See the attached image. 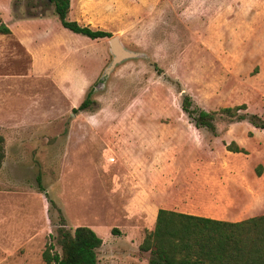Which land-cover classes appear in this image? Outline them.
<instances>
[{
  "label": "rangeland",
  "instance_id": "374dc122",
  "mask_svg": "<svg viewBox=\"0 0 264 264\" xmlns=\"http://www.w3.org/2000/svg\"><path fill=\"white\" fill-rule=\"evenodd\" d=\"M26 4L36 0H0L1 13L15 19ZM70 11L111 37L75 35L55 15L13 26L55 42L30 72L14 38L0 36V264H44L62 217L71 232L85 226L102 239L97 264H148L139 247L156 216L132 208L116 185L137 161L163 173L164 199L186 172L203 181L206 218L264 215V129L217 114L214 135L181 109L188 96L206 112L245 105L240 114L264 120V0H73ZM114 37L128 55L118 62ZM83 86L73 104L70 91ZM183 193L173 194L175 208Z\"/></svg>",
  "mask_w": 264,
  "mask_h": 264
},
{
  "label": "trees",
  "instance_id": "16d2710c",
  "mask_svg": "<svg viewBox=\"0 0 264 264\" xmlns=\"http://www.w3.org/2000/svg\"><path fill=\"white\" fill-rule=\"evenodd\" d=\"M36 8L38 10L32 12ZM50 8L63 29L91 40L111 37L108 32L68 21L70 0H36V5L26 4L23 16L16 15L15 19L45 17ZM10 33L0 24V34ZM89 103L86 98L78 109H86ZM181 109L196 129H206L214 135L216 127L213 122L217 114L264 129V120L258 116L239 113L246 109L245 105L206 112L193 107L191 99L185 96ZM3 144L4 139L0 136V168L4 159ZM227 150L234 153L242 151L234 143L228 145ZM37 181L40 184L39 176ZM61 221L63 224L57 228L55 242L45 245L43 263L97 264V251L102 246V239L85 226L76 227L71 232L65 228L63 217ZM139 249L149 253L148 264H264V215L240 222H226L159 209L154 228L145 234Z\"/></svg>",
  "mask_w": 264,
  "mask_h": 264
},
{
  "label": "crops",
  "instance_id": "0c3cea01",
  "mask_svg": "<svg viewBox=\"0 0 264 264\" xmlns=\"http://www.w3.org/2000/svg\"><path fill=\"white\" fill-rule=\"evenodd\" d=\"M72 1L70 0V8L69 12L67 14V20L68 21H75L78 24H82V21L78 18L79 13L77 12L76 17L72 16L71 14V8H72ZM0 8V24H3L6 28L10 30V34L14 40L16 41V44L23 49V56L26 57L28 62L29 71H37V56L40 54L41 51H45L48 49L51 45L54 47L52 43H55L54 41L47 42V39H50L49 36L45 34L42 37H36L32 36V34H26V33H14L12 27L13 26H21L23 24L27 23H48L52 20H54L53 15L41 18H33V19H14L10 16V14H2ZM13 19V20H12ZM86 26V25H84ZM66 30V29H65ZM68 31V30H67ZM70 32V31H69ZM72 33V32H71ZM74 34V33H73ZM77 35V34H75ZM0 36H6L0 34ZM74 37V36H72ZM86 38V37H85ZM88 39V38H87ZM91 40V39H90ZM46 41V42H45ZM84 86L82 89H77V91L72 92L70 91L69 98L71 102L79 103L81 100V95L84 93ZM141 143L143 147L146 145H149L148 140H145V138H142L137 144ZM130 163V162H129ZM149 161H137L131 163V166L128 165V167H134L138 169L137 172H130L126 176L119 178L117 181V187L122 191L125 192L127 190V193L130 195L131 200L128 198V201L132 203V208H139L140 211H142L143 215H150L151 212L154 214V216L157 215V212L159 209H167L171 210L177 213L185 214V215H191V216H199V217H208V213L204 212L208 208H205V205H200L201 200L197 197V190L201 189L204 185L200 182L203 181H195L196 177L192 176V173H187V175L182 177L181 184H184V187L180 190L174 189L173 194L180 195V193H184L186 195L185 202L180 201V204H178V208H175L174 206L178 202L176 198H172L173 194L171 195L170 199H164V195L166 192H169L164 186L163 179L161 178L162 172L158 173L156 176H151L150 173V166ZM193 167V166H192ZM194 168V167H193ZM141 171V172H140ZM122 182V183H120ZM125 186L126 189L123 187ZM176 188V187H175ZM204 192V191H202ZM193 194L196 195V198L193 197ZM155 196V197H154ZM158 198L159 200L156 202L157 206L156 208H151V203L153 200H156ZM179 203V202H178ZM181 206V208H179ZM204 210V211H203ZM151 214V215H152Z\"/></svg>",
  "mask_w": 264,
  "mask_h": 264
},
{
  "label": "water",
  "instance_id": "95a60500",
  "mask_svg": "<svg viewBox=\"0 0 264 264\" xmlns=\"http://www.w3.org/2000/svg\"><path fill=\"white\" fill-rule=\"evenodd\" d=\"M111 51L116 56L115 62H118L119 60L128 56L127 53L123 50L122 46L120 45L116 37L111 39Z\"/></svg>",
  "mask_w": 264,
  "mask_h": 264
}]
</instances>
